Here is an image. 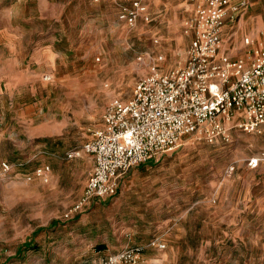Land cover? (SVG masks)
<instances>
[{
    "label": "rangeland",
    "instance_id": "1",
    "mask_svg": "<svg viewBox=\"0 0 264 264\" xmlns=\"http://www.w3.org/2000/svg\"><path fill=\"white\" fill-rule=\"evenodd\" d=\"M130 1L0 0V71L10 74L0 82V166L26 163L0 180V255L27 242L19 253L37 264H94L134 247L152 248L138 264H264V127L231 125L229 141L187 138L131 169L115 198L66 218L93 173L84 146L107 107L130 100L159 57L162 72L182 67L195 36L199 0H147L150 20L134 27L119 20ZM248 1L247 15L263 12ZM49 121L54 138L30 137ZM44 165L49 183L33 175Z\"/></svg>",
    "mask_w": 264,
    "mask_h": 264
},
{
    "label": "built area",
    "instance_id": "2",
    "mask_svg": "<svg viewBox=\"0 0 264 264\" xmlns=\"http://www.w3.org/2000/svg\"><path fill=\"white\" fill-rule=\"evenodd\" d=\"M119 20L134 27L139 19L150 20L147 0L118 4ZM247 2L199 0L191 22L195 36L185 64L162 72L159 57L149 75L134 87L130 100L115 99L106 109L103 127L93 132L84 151L94 158V170L78 203L66 215L84 212L93 202L111 199L121 178L157 156L171 153L187 138L215 143L229 141L230 127L259 133L264 127V42L245 39L251 47L247 59L221 55L223 28L235 21ZM264 26V22H263ZM140 61L143 58L140 57ZM79 153L68 154L74 158ZM259 160L249 162L257 167ZM2 162L0 180L17 166ZM51 168L41 166L33 175L49 183ZM29 181L33 178L28 175ZM149 247L165 248L152 241ZM143 247L128 248L103 256L95 264H138Z\"/></svg>",
    "mask_w": 264,
    "mask_h": 264
},
{
    "label": "crops",
    "instance_id": "3",
    "mask_svg": "<svg viewBox=\"0 0 264 264\" xmlns=\"http://www.w3.org/2000/svg\"><path fill=\"white\" fill-rule=\"evenodd\" d=\"M253 4H255L256 7L261 6L263 9L262 13H256L255 15L249 16L246 13L248 12V5L246 8H243L240 12V15L243 16L241 19L240 16L238 18V23L235 25V21H231L229 18L226 20L225 27L223 28V47L220 50L221 55H226L232 59H245L243 57H238L243 51L246 52V44L244 42L245 38H251L252 40H258L261 36V30L263 27L264 22V0H252ZM131 2V1H130ZM232 4H239L242 2H247L249 4L248 0H230ZM149 9V6H148ZM252 24H254V27H252ZM252 27V28H251ZM232 42L233 47H227L228 43ZM248 57V56H247ZM10 74L5 71H0V82H4L5 79L9 78ZM103 127V125H102ZM58 129V125H54V121L44 122L42 124H39L38 126L32 127L29 131V135L33 139H44V141H48L50 138H54V130ZM50 147V146H49ZM94 159V158H93ZM95 166V163H94ZM25 176V175H24ZM122 179V178H121ZM121 185V181H120ZM117 196V195H116ZM115 196V197H116ZM113 197V198H115ZM111 198V199H113ZM110 199V200H111ZM107 200V199H106ZM101 201H95L93 202L84 212L90 210L93 208L95 204ZM82 212V213H84ZM54 223V222H53ZM38 230H34L32 234H35ZM23 247H20L17 252L14 254H9L2 256L0 255V264H37L33 259H30V256H25L22 253H19L23 250V248H27V242H25ZM148 248V247H146ZM152 249V248H151ZM150 248L145 249L142 257L144 258L145 253L148 250H151ZM153 249H159V248H153ZM165 249V248H164ZM38 259L37 256H34V260ZM38 264H45L41 263L40 259H38ZM155 262H158L154 260ZM98 262V261H97ZM96 263V262H95ZM94 263V264H95Z\"/></svg>",
    "mask_w": 264,
    "mask_h": 264
},
{
    "label": "trees",
    "instance_id": "4",
    "mask_svg": "<svg viewBox=\"0 0 264 264\" xmlns=\"http://www.w3.org/2000/svg\"><path fill=\"white\" fill-rule=\"evenodd\" d=\"M80 215H77L75 218H79Z\"/></svg>",
    "mask_w": 264,
    "mask_h": 264
}]
</instances>
